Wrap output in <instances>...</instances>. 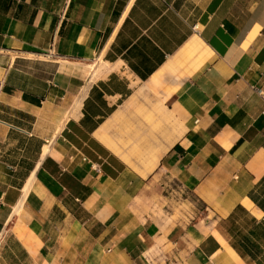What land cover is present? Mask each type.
<instances>
[{
  "label": "crops",
  "instance_id": "1",
  "mask_svg": "<svg viewBox=\"0 0 264 264\" xmlns=\"http://www.w3.org/2000/svg\"><path fill=\"white\" fill-rule=\"evenodd\" d=\"M263 110L264 0H0V264H264Z\"/></svg>",
  "mask_w": 264,
  "mask_h": 264
},
{
  "label": "rangeland",
  "instance_id": "2",
  "mask_svg": "<svg viewBox=\"0 0 264 264\" xmlns=\"http://www.w3.org/2000/svg\"><path fill=\"white\" fill-rule=\"evenodd\" d=\"M191 199V198H190ZM164 201L161 202V204H157V209L160 213H163V207L166 209H170L174 212V216L177 214H180L184 210H189V205L182 204L181 197H169V200L163 199ZM163 204V205H162ZM170 207V208H168Z\"/></svg>",
  "mask_w": 264,
  "mask_h": 264
},
{
  "label": "built area",
  "instance_id": "3",
  "mask_svg": "<svg viewBox=\"0 0 264 264\" xmlns=\"http://www.w3.org/2000/svg\"><path fill=\"white\" fill-rule=\"evenodd\" d=\"M263 115H264V110H263Z\"/></svg>",
  "mask_w": 264,
  "mask_h": 264
},
{
  "label": "bare ground",
  "instance_id": "4",
  "mask_svg": "<svg viewBox=\"0 0 264 264\" xmlns=\"http://www.w3.org/2000/svg\"><path fill=\"white\" fill-rule=\"evenodd\" d=\"M47 148V147H46Z\"/></svg>",
  "mask_w": 264,
  "mask_h": 264
}]
</instances>
